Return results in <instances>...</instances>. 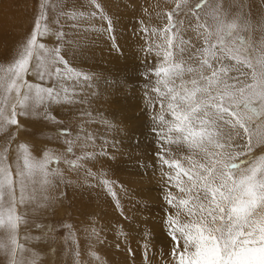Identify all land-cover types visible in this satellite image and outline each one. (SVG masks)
Returning a JSON list of instances; mask_svg holds the SVG:
<instances>
[{"label": "rangeland", "instance_id": "rangeland-1", "mask_svg": "<svg viewBox=\"0 0 264 264\" xmlns=\"http://www.w3.org/2000/svg\"><path fill=\"white\" fill-rule=\"evenodd\" d=\"M116 1L113 4L114 0H49L47 23L53 34L38 37V41L50 49L59 45L61 55L69 65L88 74L90 79H81L78 83L63 82L69 88L73 102L50 104L47 111L55 117L54 121L43 118V106L35 110L29 107V115L17 117L20 128L10 126L7 132H0V151L8 149L13 168L17 156L22 155L20 144L26 145L37 159L45 150L63 155L66 146L58 130L66 128L69 129L68 138L75 139L76 133H81L80 141L73 146L74 152L67 153V158L76 159L85 151L93 155L90 159L78 161L84 165L83 168L70 167L63 160L59 163L54 161L49 170L58 167L63 173L62 179L50 177L52 182L42 185V177L38 174L35 182L29 184L27 195L33 198L16 207V212L23 218L15 234L17 244L22 246L16 254L18 264H126V260L133 258L131 254H135L137 261L132 259L131 264H165L166 261L174 264L170 256L174 242L167 218L176 209L167 203L165 196L168 192L177 197L181 194L175 187L166 185L163 174L171 170L157 156L160 145L152 132L153 108L148 107L145 97L144 85L149 80L142 75L156 57L144 50L152 42L145 41L148 36L140 29H150L155 24L154 29H163L168 23L166 14L179 3L182 11L173 13L176 28L187 27L189 19L195 21L193 13H198L201 23L214 30L218 5L231 13L228 17L231 21L239 16L236 7L239 3H251V16L238 20L240 32L251 46L253 55L264 49L262 0H202V3L201 0H187L186 4L184 0H155L153 4L157 8L152 14L153 19L144 18L142 26V21H139L136 27L139 36L133 33L127 44L122 43L121 50L117 45L121 43L118 39L121 29L115 25L114 18L120 11L121 16L134 19L138 3L135 4L134 0ZM40 2L0 0V68L9 66L30 35L34 19L40 12ZM121 2H125L124 7L126 4L127 7L121 8ZM151 2L140 0L144 10L151 6ZM198 3L201 7L196 9ZM122 10H129L132 14ZM62 12L84 15L70 19L68 15H61ZM102 15L108 19H102ZM245 19L248 26H245ZM57 20L59 23L55 22ZM109 20L112 25L110 33L107 30ZM150 21L155 24H150ZM176 28L172 31L175 32ZM57 32L64 35L58 39ZM111 33L116 36H109V39L117 43L115 47L118 49L117 58L113 61L104 55L107 40L103 35ZM189 37L196 42L191 30L184 36L185 39ZM26 79L44 87L55 83L47 78L40 81L31 74ZM5 95L8 97L6 111H10L17 97L14 93L0 91V101ZM155 110L159 111V105ZM262 133L264 123L257 120L251 132L256 156L264 155V144L256 143L257 136ZM85 135H91L92 139L82 147ZM186 154V150L177 152L172 146L166 158L182 159ZM89 170L92 175L88 174ZM107 212L116 217L106 220ZM133 237L140 249L133 250L136 248L130 240ZM0 243L13 247L10 234L4 228H0ZM180 250H183L182 242ZM0 264H8L2 248Z\"/></svg>", "mask_w": 264, "mask_h": 264}, {"label": "snow or ice", "instance_id": "snow-or-ice-1", "mask_svg": "<svg viewBox=\"0 0 264 264\" xmlns=\"http://www.w3.org/2000/svg\"><path fill=\"white\" fill-rule=\"evenodd\" d=\"M201 3L196 4V9ZM48 6L49 0H41L30 35L9 66L0 68V91L17 97L10 111H6L7 95L0 101V132H7L10 126L20 128L17 117L29 115V107L35 110L43 106V118L54 121L48 106L73 102L63 82L90 79L69 65L59 45L50 49L38 41V37L53 34L47 23ZM236 7L239 16L230 21L231 13L217 6L214 30L201 23L198 13H193L195 21L189 19L187 27L176 28L173 13L182 11L178 3L166 14L167 26L151 32L163 42L153 41L144 49L156 57L142 75L149 80L144 85L145 97L148 107L153 108L152 132L160 145L157 156L171 170L163 174L166 185L181 194L177 197L168 192L165 196L176 209L167 218L174 242L170 252L174 264H264V155H254L251 139L253 123H264V49L253 55L238 24L240 18L251 16L253 4L241 2ZM260 11L264 13V0ZM60 14L70 19L84 15ZM101 18L108 19L103 15ZM107 30L112 31L110 20ZM189 30L195 35V43L191 37L184 38ZM140 31L147 34L148 28ZM55 35L59 39L64 33ZM29 74L55 83L51 87L30 83L26 79ZM58 131L66 146L63 155L45 150L37 159L26 145L20 144L22 155L17 156L13 168L8 149L0 151V228L8 231L13 245L9 248L0 243V248L8 264H18L16 254L22 246L17 244L15 234L23 218L16 207L33 198L27 195L29 184L38 174L42 185L50 184V177L62 179L58 167L49 170L54 161L83 168L78 161L93 155L85 151L76 159L67 158V153L74 152L81 133L77 132L73 139L68 138L69 129ZM91 139V135H85L82 147ZM256 143L264 144V133L257 136ZM172 146L187 154L182 159L166 158ZM88 174L92 175L90 170ZM104 183L107 185V181Z\"/></svg>", "mask_w": 264, "mask_h": 264}, {"label": "bare ground", "instance_id": "bare-ground-1", "mask_svg": "<svg viewBox=\"0 0 264 264\" xmlns=\"http://www.w3.org/2000/svg\"><path fill=\"white\" fill-rule=\"evenodd\" d=\"M135 2V4L136 3H138L137 4V15H136V17L134 18V19H132V18H130L129 16L128 17H125V16H121L120 14H119V12L120 11H118V14L115 16V18H114V23H115V25L118 27V28H120L121 29V31H120V33H119V36H118V39L120 40V44H117L115 41H114V43H113V39H109L110 37L109 36H116V35H113V33H111L110 35L109 34H104L103 36H105V39L107 40V42L105 43V44H107V46L106 47H104V50L106 51V53L104 54L105 55V57H107V58H109L111 61H113V60H115L116 58H117V55H118V49L119 50H121V47L124 45V44H127V42H129V40H130V36L133 34V33H135V34H137V36H139V31L138 30H136V27H137V24H138V22L139 21H142V23H141V25H140V23H139V25L140 26H142L143 24H145V22L143 21L144 20V18H151V20L153 19V17H152V14H154L155 13V10H156V4L154 3L153 4V2L155 1V0H152V2H151V6L150 7H148L147 8V10H144L142 7V4H140V0H134ZM172 1V0H171ZM175 1V0H174ZM224 1V0H223ZM226 1V0H225ZM259 1V0H258ZM3 2V1H2ZM110 2V1H109ZM115 2H117L116 0H114V3L113 4H115ZM260 2H261V0H260ZM111 3V2H110ZM143 3V2H142ZM226 3V2H225ZM229 3V2H228ZM23 4V3H22ZM124 4H125V2H121V8H125V7H127V4H126V6L124 7ZM148 4V3H147ZM146 4V5H147ZM172 4V3H171ZM223 5V4H222ZM234 5V4H233ZM149 6V5H148ZM128 7H129V5H128ZM130 8V7H129ZM228 8H229V6H228ZM2 9V8H1ZM119 10V9H118ZM135 10V11H136ZM8 12V11H7ZM6 12V13H7ZM122 12H124V13H126V14H129V13H131V11H129V10H127V11H123L122 10ZM4 13V12H3ZM11 14V13H10ZM132 14V13H131ZM262 14H264V13H262ZM15 16V15H14ZM19 16V15H18ZM127 16V15H126ZM11 17V16H10ZM17 17V16H16ZM131 17H133V16H131ZM20 18V17H19ZM128 18H130V19H128ZM11 19H12V17H11ZM21 19V18H20ZM255 19V18H254ZM99 21V20H98ZM242 21V20H241ZM13 22V21H12ZM151 22V21H150ZM150 22H148V23H150ZM158 21H156V23H157ZM253 22H254V20H253ZM101 23V22H100ZM150 24H155L154 23V21H152ZM188 24V23H187ZM102 25V24H101ZM157 24H155V26H156ZM139 26V27H140ZM150 26V25H149ZM155 26L154 27H152V28H150V29H148V33L146 34L148 37L145 39V41L147 42H153V40L152 39H154V41H155V43L157 44V43H162L163 41H162V39H160V38H158V37H154V36H152L151 35V32H152V30L155 28ZM138 28V27H137ZM148 28V27H147ZM132 29H135V31H131ZM256 30V29H255ZM259 31V30H258ZM110 33V32H109ZM188 33V32H187ZM186 33V34H187ZM190 35V34H189ZM81 37V36H80ZM97 37H98V35H97ZM96 37V38H97ZM125 42V43H124ZM122 43H124L123 45H122ZM116 44L118 45V49L115 47L116 46ZM116 49V50H115ZM111 61H109L110 63H111ZM107 65V64H106ZM111 65H112V63H111ZM113 70V69H112ZM119 74V73H118ZM121 76V75H120ZM118 78V77H117ZM113 82V81H112ZM134 87V86H133ZM140 100H142L143 101V98H141ZM141 105V104H140ZM63 110V109H62ZM173 156V155H172ZM172 207V206H171ZM173 208V207H172ZM176 212V211H175ZM175 212H173L172 213V215H174L175 214ZM108 214V216H106L105 217V219L106 220H110V219H113L114 217H116V216H114V215H112V214H110V212H107ZM104 217V216H103ZM149 221V220H148ZM152 222V221H151ZM143 224V223H142ZM153 226V225H152ZM145 229V228H144ZM148 232H146L145 234H147ZM19 235V234H18ZM130 240L134 243L133 245H135V246H133V247H136V248H134L133 250H136V249H138L139 248V245L136 243V239L133 237V238H130ZM125 241V240H124ZM141 244V243H140ZM129 247V246H128ZM140 249V248H139ZM20 250V249H19ZM131 255H134L133 256V258L132 259H134L133 261L134 262H137L136 261V256H135V254H131ZM129 258V257H128ZM132 259H128V260H126L127 262H126V264H131V262H132ZM119 260V259H118ZM160 262V261H159Z\"/></svg>", "mask_w": 264, "mask_h": 264}]
</instances>
